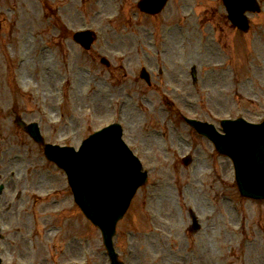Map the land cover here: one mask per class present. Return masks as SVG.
I'll return each instance as SVG.
<instances>
[{
	"label": "rangeland",
	"instance_id": "obj_1",
	"mask_svg": "<svg viewBox=\"0 0 264 264\" xmlns=\"http://www.w3.org/2000/svg\"><path fill=\"white\" fill-rule=\"evenodd\" d=\"M137 1L0 0L1 180L21 170L3 196L16 205L0 216L9 234L0 238L4 264H110L99 229L85 217L69 223L76 215L66 175L15 128L10 114L18 109L51 143L78 145L93 129L123 123V139L153 180L118 224L115 243L126 263L264 264V202L248 203V242L226 199L243 202L232 162L183 118L218 126L226 117L262 119L264 0L260 13L249 14V33L233 27L221 0H169L155 17L136 11ZM60 20L70 36L54 43L51 27ZM87 27L97 33L89 51L72 38ZM142 66L154 86L140 78ZM17 151L30 160L13 164ZM189 151L195 160L185 167L181 157ZM19 192L24 199L15 203ZM189 209L202 223L195 233Z\"/></svg>",
	"mask_w": 264,
	"mask_h": 264
},
{
	"label": "water",
	"instance_id": "obj_2",
	"mask_svg": "<svg viewBox=\"0 0 264 264\" xmlns=\"http://www.w3.org/2000/svg\"><path fill=\"white\" fill-rule=\"evenodd\" d=\"M165 2L158 0L154 10H160ZM224 2L229 8L231 19L242 28L248 24L244 11L259 9L256 0ZM75 37L85 47L92 42L90 33H78ZM191 122L200 132L208 135L220 151L233 158L241 192L246 196L264 197V122L254 124L242 119L223 122L224 134L217 132L211 124L194 120ZM102 135L92 136L88 139L89 144H93ZM108 142L105 139L100 145ZM53 154L48 153V156L56 159L65 153L56 151ZM72 158L71 162L63 165L70 176L76 197L86 213L104 228L109 243V235L113 231H110L111 227L123 215L137 187L145 181V176L139 175V167L134 170L130 167L126 154L111 157L84 152Z\"/></svg>",
	"mask_w": 264,
	"mask_h": 264
},
{
	"label": "bare ground",
	"instance_id": "obj_3",
	"mask_svg": "<svg viewBox=\"0 0 264 264\" xmlns=\"http://www.w3.org/2000/svg\"><path fill=\"white\" fill-rule=\"evenodd\" d=\"M17 163V162H16Z\"/></svg>",
	"mask_w": 264,
	"mask_h": 264
}]
</instances>
